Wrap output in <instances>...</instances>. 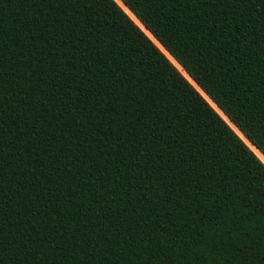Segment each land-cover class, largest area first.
Here are the masks:
<instances>
[{
    "label": "trees",
    "instance_id": "16d2710c",
    "mask_svg": "<svg viewBox=\"0 0 264 264\" xmlns=\"http://www.w3.org/2000/svg\"><path fill=\"white\" fill-rule=\"evenodd\" d=\"M0 264H264V0H0Z\"/></svg>",
    "mask_w": 264,
    "mask_h": 264
},
{
    "label": "water",
    "instance_id": "95a60500",
    "mask_svg": "<svg viewBox=\"0 0 264 264\" xmlns=\"http://www.w3.org/2000/svg\"><path fill=\"white\" fill-rule=\"evenodd\" d=\"M123 6V5H122ZM141 27H142V25H141ZM140 28V27H139ZM143 28V27H142ZM144 29V28H143ZM145 30V29H144ZM143 33H144V31L143 30H141ZM166 57V56H165ZM173 65V64H172ZM174 66V65H173ZM175 67V66H174ZM176 68V67H175ZM177 69V68H176ZM178 70V69H177ZM179 71V70H178ZM180 72V71H179ZM182 75V74H181ZM186 75V74H185ZM183 76V75H182ZM187 76V75H186ZM184 77V76H183ZM188 77V76H187ZM185 78V77H184ZM186 79V78H185ZM187 80V79H186ZM188 81V80H187ZM189 82V81H188ZM190 83V82H189ZM190 85H192L191 83H190ZM196 86V85H195ZM192 87L196 90V88L192 85ZM197 91V90H196ZM198 92V91H197ZM199 93V92H198ZM200 94V93H199ZM201 95V94H200ZM202 96V95H201ZM203 97V96H202ZM208 103V102H207ZM209 104V103H208ZM210 105V104H209ZM211 107V106H210ZM212 108V107H211ZM216 108V107H215ZM213 109V108H212ZM217 109V108H216ZM214 110V109H213ZM218 110V109H217ZM215 111V110H214ZM216 112V111H215ZM220 112V111H219ZM217 113V112H216ZM218 114V113H217ZM222 114V113H221ZM219 115V114H218ZM220 116V115H219ZM221 117V116H220ZM221 119L228 125V124H230L229 123V121L227 120V118L225 117V119L227 120V122L221 117ZM229 126V125H228ZM230 127V126H229Z\"/></svg>",
    "mask_w": 264,
    "mask_h": 264
}]
</instances>
